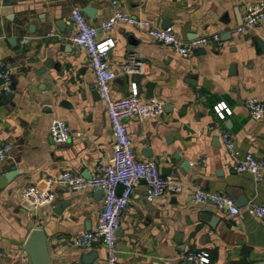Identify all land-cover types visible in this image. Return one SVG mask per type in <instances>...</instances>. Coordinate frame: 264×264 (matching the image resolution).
Here are the masks:
<instances>
[{
	"label": "crops",
	"instance_id": "0c3cea01",
	"mask_svg": "<svg viewBox=\"0 0 264 264\" xmlns=\"http://www.w3.org/2000/svg\"><path fill=\"white\" fill-rule=\"evenodd\" d=\"M252 1L117 0L119 10L148 19L153 27L169 21L181 39L218 34L215 44L183 57L131 25L118 23L102 31L100 23L114 11L109 0H0V60L12 78L7 94L0 82V145H10L0 175L12 167L17 172L0 186V264H31L23 245L33 228L46 230L51 264L105 263L102 243L72 244L77 234L95 227L101 189L57 186L52 204L36 208L22 198L25 185L43 187L47 174L67 170L91 177L111 160L113 136L104 101L85 50L70 41L75 31L70 12L87 5L93 12L84 13L97 27V38L115 40L108 56L117 72L111 97L128 95L135 81L142 100L163 103L160 116L125 120L136 158L154 160L161 173L170 169L165 175L186 187L148 201L144 181L134 186L116 232L118 264H164L166 259L193 264L181 255L198 250L209 253L205 264H264V220L244 209L251 201L264 205V171L256 181L250 172L233 169L246 152L264 160V109L262 118L253 119L243 104L256 97L264 106V20L236 32L245 4ZM258 39L262 48L257 44V53ZM129 53L145 63L144 74L119 73ZM219 101L232 110L224 120L212 109ZM53 117L71 132L62 144L50 138ZM219 130L233 139L231 154ZM188 187L224 193L240 211L229 216L210 202L195 206Z\"/></svg>",
	"mask_w": 264,
	"mask_h": 264
},
{
	"label": "built area",
	"instance_id": "2783aa9c",
	"mask_svg": "<svg viewBox=\"0 0 264 264\" xmlns=\"http://www.w3.org/2000/svg\"><path fill=\"white\" fill-rule=\"evenodd\" d=\"M114 11L100 23L102 31L109 32L118 23L127 24L144 30L155 42L171 48L180 56L186 57L197 49H205L219 40L218 34L201 36L189 40L179 38L171 27H153L148 19L135 17L124 13L117 8V0H109ZM70 19L74 26V33L70 41L83 48L86 52L89 66L94 76L95 85L100 98L104 101L105 111L109 119L113 136L112 156L108 163L99 166V172L90 178L71 171H62L44 176V186L27 184L22 188V198L32 208L51 205L57 186H63L70 190L99 188L103 192L102 207L97 216L94 228L84 230L72 239V244L79 247H90L95 242L103 244L106 250L104 264H118L119 256L116 249V232L120 226L121 216L127 209L134 186L139 181H144L146 186V198L152 201L165 194H177L186 187L172 176L163 175L157 163L152 159H137L128 134L125 120L138 117L148 119L157 117L163 113V103L156 99L142 100L139 96L138 86L135 81L129 83L130 92L126 96L112 98L110 95L111 82L117 72L108 62L111 49L115 46V40L111 36L102 39L97 38V27L91 25L84 11L79 7H73ZM264 20V0H255L245 4L241 23L236 27V32L245 33L259 25ZM23 38L21 43H25ZM145 63L134 53H129L122 63L119 73L125 76L142 75L145 73ZM0 82L5 94L11 92L12 78L10 68L0 60ZM199 98L204 95L197 94ZM249 115L253 119L263 117V103L256 97H248L243 101ZM212 109L218 119L224 120L231 115L232 110L224 101L216 102ZM50 138L57 144L66 142L71 136L67 124L53 117L49 123ZM219 137L227 152H233V139L225 130H219ZM10 145H0V164L9 157ZM233 169L237 173L250 172L254 180L262 178L264 160L251 152H246L238 158ZM122 185L120 192L117 191ZM192 202L195 206L204 203H212L216 208L225 210L229 216L239 213L240 208L232 197L219 192L190 188ZM244 209L252 217L264 220V205L248 202ZM3 253L0 251V256ZM181 258L193 264H205L209 262V253L205 250L187 251ZM164 264H177L174 260L166 259Z\"/></svg>",
	"mask_w": 264,
	"mask_h": 264
},
{
	"label": "water",
	"instance_id": "95a60500",
	"mask_svg": "<svg viewBox=\"0 0 264 264\" xmlns=\"http://www.w3.org/2000/svg\"><path fill=\"white\" fill-rule=\"evenodd\" d=\"M83 11L87 15H91V13L93 12V10L88 5L85 6ZM169 25H170L169 21L163 20L161 27L166 28V27H169ZM129 42L130 44L135 43L131 39V37H129ZM257 44L262 48L261 41L259 39L257 40V43H254L255 50L258 53L260 51V48H257ZM198 51H202V49H198ZM186 165L187 164L184 162L181 164L183 168H186ZM170 172L171 170L166 168L162 171V174L165 175V174H169ZM16 174L17 172L14 167H12L9 172L1 174L0 175V186H3L7 181H10ZM89 177L90 176L86 178H89ZM121 189H122V185H119L117 188V191L120 192ZM46 239H47V232L43 228H33L29 232L25 240V243L23 245V250L29 256L31 264H51V260L47 254Z\"/></svg>",
	"mask_w": 264,
	"mask_h": 264
}]
</instances>
